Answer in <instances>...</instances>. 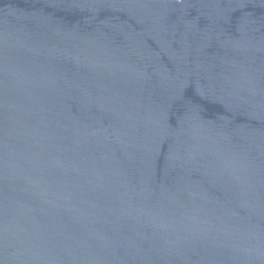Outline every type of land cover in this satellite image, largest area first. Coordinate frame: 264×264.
I'll list each match as a JSON object with an SVG mask.
<instances>
[{"label": "water", "instance_id": "obj_1", "mask_svg": "<svg viewBox=\"0 0 264 264\" xmlns=\"http://www.w3.org/2000/svg\"><path fill=\"white\" fill-rule=\"evenodd\" d=\"M0 264H264V0H0Z\"/></svg>", "mask_w": 264, "mask_h": 264}]
</instances>
